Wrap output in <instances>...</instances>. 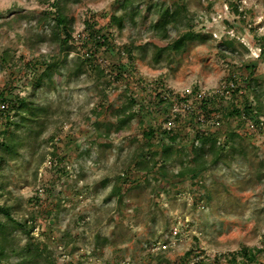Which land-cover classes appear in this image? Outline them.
<instances>
[{"label":"rangeland","instance_id":"374dc122","mask_svg":"<svg viewBox=\"0 0 264 264\" xmlns=\"http://www.w3.org/2000/svg\"><path fill=\"white\" fill-rule=\"evenodd\" d=\"M174 2L186 5L195 38L182 52L155 63L154 47L166 41L148 26L161 5ZM56 3L66 4L77 42L86 34L85 19L104 25L113 13L124 16L122 28H103L112 39L110 49L95 56L104 76L88 64L73 73L74 59L85 50L76 45L69 68L51 67L53 82L34 85L44 58L58 52L35 43L48 35L42 16L54 12ZM120 4L0 0V92L7 98L26 96L46 108L27 137H14L11 152L0 150V206H9L24 223L22 228L8 225L0 236V264L23 260L29 243L41 256L27 264H197L198 259L229 264L232 254L242 262L247 248L259 251L246 264H264V107L257 124L242 123L226 114L233 104L242 105L248 91L222 95L235 86L232 75L264 87V0H141L135 22ZM170 34L176 35L172 28ZM163 88L188 96L191 103L196 93L223 92L215 98L222 110L199 124L181 98L172 96L171 106L156 105L154 94ZM129 98L136 102L131 108L136 116L117 130L113 112ZM3 108L0 101V142L10 141L8 133L14 131ZM177 111L184 114L176 123L179 152L167 171L163 174L158 165L149 172L134 169L142 158L136 152L160 149L161 134L146 140L143 133L167 127L165 118ZM215 118L219 123L211 124ZM202 129L217 136L220 160L197 177L173 176L192 162ZM231 132L242 136L234 144L226 143ZM116 184L121 193L108 197Z\"/></svg>","mask_w":264,"mask_h":264},{"label":"trees","instance_id":"16d2710c","mask_svg":"<svg viewBox=\"0 0 264 264\" xmlns=\"http://www.w3.org/2000/svg\"><path fill=\"white\" fill-rule=\"evenodd\" d=\"M67 1V0H66ZM70 2H78L80 0H68ZM141 0H121L120 8L129 15L128 18L132 22H135V16L137 15V7L140 4ZM54 12H46L42 16V20H45L48 25V35L46 37L38 36L35 40V43H47L53 49H56L57 54L48 55L44 58L43 64L44 67L42 71L39 72L38 78L35 82L36 87L43 85H48L53 82L51 67L54 68H69L68 57L72 51L76 50V45H80V49H85L82 55H77L74 59V68L73 73L78 74L81 71L82 67L88 64L91 68L94 69V73L98 77H102L107 73L104 68H102L98 63L95 64V56L98 52L108 51L111 47V36L109 32H103V28L107 27L108 29L113 24H116L117 27L122 28L123 24V15L111 14L108 18V21L104 24H97L96 19L89 17L84 20L85 26V36L83 39L78 42L73 36L74 31V20L71 16H68L65 10L66 4L62 5L61 3L54 4ZM160 14L156 20L152 21L148 26V32H153L160 40H165L166 44L162 46L154 47L153 61L155 63L159 62L163 56H168L170 53H179L182 52L187 45L188 40L195 38L194 31L190 28V17L187 13L186 5L184 3L174 2L168 7H163L162 5L159 8ZM146 15L143 16L145 19ZM170 28H172L176 35L171 36ZM185 29V30H183ZM230 44L231 42H227ZM122 49H125L123 47ZM127 54L131 53V49H126ZM125 51V50H123ZM121 51V52H123ZM87 67V66H85ZM249 68V74L252 73L255 64L247 65ZM234 87L228 86L229 91L222 92V95L228 94V92L233 95L239 93L241 89H246L249 94H246L242 105L233 104L231 110L226 114L229 116H237L242 123L248 121H254L255 124L259 122L258 116L263 111V104L261 97H264V87L259 86L255 80L244 78L241 82H238L234 75L231 76V79ZM216 94L212 96L202 95L196 93L195 101L190 102L189 97L181 98L179 96H174L173 92L163 88L162 90L156 91L154 94V100L156 105L171 106L173 103V97L181 98L179 100L190 103L185 112L188 110L195 114L194 116L197 122L200 124V121H205L210 119L212 114H219L222 110L221 105L217 104L216 96L221 95ZM173 96V97H172ZM177 98V99H178ZM0 101L4 102L5 117L7 126H12L14 131L25 130L24 133L21 132V135H16L15 132L8 133L9 140H1L0 150L9 153L12 151L13 139L14 137H27L33 131V124L39 122V113L44 114L46 108L39 103H36L33 100H29L26 96H14L12 98H7L3 93L0 92ZM178 102V101H177ZM133 98H129L121 107L116 108L113 112V115L116 119V129L119 130L123 125L130 120H132L136 114L131 110L135 104ZM183 104V103H182ZM196 104V106H195ZM166 107V106H165ZM176 110H178L176 108ZM181 110V109H179ZM12 114V117L10 116ZM180 111L175 112L173 116H167L165 120L168 121L167 127H158V128H149L143 133V136L146 140H150L158 132L161 134L160 138V149L153 150L147 154L144 152L143 148L140 150L142 158L134 162L133 167L136 170H146L147 172L151 171L156 165L158 169L164 174L167 171V164L170 163L174 158H176L179 152L178 146V132L176 123L183 118ZM198 117H202L201 120ZM204 119V120H203ZM211 124H218V119L209 120ZM157 129H160L159 131ZM6 129L2 131L1 134H5ZM157 133V134H158ZM242 136L238 132H231L228 135L227 142L236 143L238 139ZM24 138V137H23ZM197 143L193 147V156L191 158V163L186 167L180 168L178 172H174L173 176L182 177L185 175H190L191 177H197V175L207 169L211 164L217 163L223 153V148L218 146L217 136L208 130L202 129L198 130L195 136ZM12 140V142H11ZM159 158L156 159V157ZM153 161V163H151ZM4 163V158L0 156V167ZM119 178H121L119 176ZM125 177L121 178L122 181H125ZM121 193V186L116 184L112 187L108 197L119 195ZM0 214L3 216L4 221L0 223V236L8 225H14L17 228H22L24 223L15 219L11 214V208L9 206H0ZM29 233V231H27ZM1 240V238H0ZM25 251V252H24ZM23 260L16 264H27L29 260L31 262L36 261L38 256H41L39 248L37 245L27 244L24 247ZM259 251L255 248H247L243 250L241 256L244 260L241 262L237 258V254H232V257L229 259V264H246L247 262H253L256 260V253ZM1 254L3 253L0 252ZM18 254L22 255L21 252ZM189 252H186V255H189ZM29 259V260H28ZM246 261V262H244ZM217 264L218 260H216ZM197 264H207L202 259L196 261Z\"/></svg>","mask_w":264,"mask_h":264},{"label":"built area","instance_id":"2783aa9c","mask_svg":"<svg viewBox=\"0 0 264 264\" xmlns=\"http://www.w3.org/2000/svg\"><path fill=\"white\" fill-rule=\"evenodd\" d=\"M176 105H177V103H176Z\"/></svg>","mask_w":264,"mask_h":264}]
</instances>
